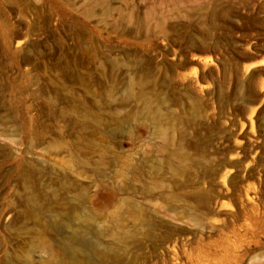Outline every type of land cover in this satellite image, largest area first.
I'll return each mask as SVG.
<instances>
[{"label": "rangeland", "instance_id": "1", "mask_svg": "<svg viewBox=\"0 0 264 264\" xmlns=\"http://www.w3.org/2000/svg\"><path fill=\"white\" fill-rule=\"evenodd\" d=\"M40 235L56 264H264V0H0V264Z\"/></svg>", "mask_w": 264, "mask_h": 264}, {"label": "bare ground", "instance_id": "2", "mask_svg": "<svg viewBox=\"0 0 264 264\" xmlns=\"http://www.w3.org/2000/svg\"><path fill=\"white\" fill-rule=\"evenodd\" d=\"M144 109L147 113L153 116V118L157 121L158 125L160 126V129L163 131V118L161 110L158 107H154L151 103L148 102L144 105ZM122 219H124V217H117L114 221V227L121 225ZM37 241L39 246H41L46 253V256L39 258V264H56L58 256V247H56V245L53 244L50 240H47L44 235H40L37 238Z\"/></svg>", "mask_w": 264, "mask_h": 264}]
</instances>
